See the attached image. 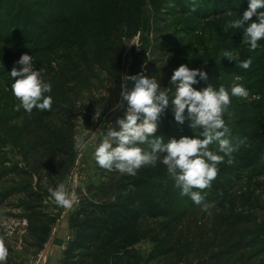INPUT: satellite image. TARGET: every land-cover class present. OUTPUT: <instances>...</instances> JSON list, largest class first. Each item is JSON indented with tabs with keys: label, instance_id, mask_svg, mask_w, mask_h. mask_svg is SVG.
Listing matches in <instances>:
<instances>
[{
	"label": "trees",
	"instance_id": "obj_1",
	"mask_svg": "<svg viewBox=\"0 0 264 264\" xmlns=\"http://www.w3.org/2000/svg\"><path fill=\"white\" fill-rule=\"evenodd\" d=\"M129 1L36 0L33 5L39 13L32 21L17 23L25 33L16 38L12 52L4 48L12 37L0 35L1 66L11 72L22 54L33 55L36 67L45 69V79L52 85L50 111L17 112L14 107L18 101L11 91L14 81L0 70V204L15 200L14 206L28 220L25 246L34 253L44 248L55 223V217L42 207L43 198L74 164L75 121L87 119L92 111L81 101V94L119 79L125 40L141 30L142 4ZM235 5L207 19L218 17L216 23L220 24L240 18L248 6ZM12 7L10 4L7 11L0 12V29L7 27L1 19L12 15ZM162 19L166 18L155 15V23ZM9 25L15 29L16 23ZM223 29L211 34L215 38ZM162 31L155 27V42L135 54L131 71L132 75L145 71L144 75L151 78L155 70L153 78L164 90L168 77L158 74L165 68L161 57L180 37H168ZM258 45L254 51L246 42L235 49L231 46L229 51L240 50V56L227 65L209 56L205 62L212 65L203 70L208 75L206 84L193 85L197 90L209 83L217 90L223 85L231 95L232 86L240 84L255 97H231L229 111L233 115L229 118L225 114L224 119L230 128L226 138L234 148L233 163L229 165L225 156L211 187L202 192L214 207L204 211L188 196H181L162 163L142 168L136 176L100 168V181L77 192V206L68 217L72 237L60 264H141L142 256L135 246L143 240L153 243L146 264H264V218L246 210L249 201L258 202L254 192L264 186V40ZM249 58L252 65L247 70L233 68ZM143 65L142 72L138 69ZM174 93L172 85L170 100ZM189 123L187 119L183 124L177 122L172 132H157L156 136H162L165 142L183 136L203 139L199 135L202 130H193ZM9 145L23 164L10 162L6 150ZM140 146L149 150L147 144ZM209 148L224 155L218 143ZM46 176L51 179L48 186L43 183Z\"/></svg>",
	"mask_w": 264,
	"mask_h": 264
},
{
	"label": "clouds",
	"instance_id": "obj_2",
	"mask_svg": "<svg viewBox=\"0 0 264 264\" xmlns=\"http://www.w3.org/2000/svg\"><path fill=\"white\" fill-rule=\"evenodd\" d=\"M191 11L195 12L197 0H190ZM264 0H249L248 8L240 18L230 19L224 26V31L243 28L246 43L250 50L257 49L258 41L264 40ZM231 15V13H229ZM256 18L255 20L253 18ZM139 48V47H138ZM223 58L235 61L231 51H224ZM33 55L22 54L10 72L13 79L11 91L18 103L14 110L21 109L31 114L33 109L50 111L52 106V85L45 79V69L37 68ZM208 62V61H207ZM205 62V64H207ZM252 65L249 58L238 64V67L247 70ZM200 80L207 81L208 75L201 69H191L181 64L174 69L169 83L175 86V93L170 100L167 91L161 90L160 83L153 77L143 73L134 76H123L121 86L122 101L127 102L123 118L116 123L119 130L108 128L101 142L94 150V159L99 167L112 171L118 170L121 174L136 176L137 172L145 167H155L162 163L168 176L174 181V187L181 196H188L202 210L208 211L214 204L206 202L203 190L209 189L212 181L217 177L218 165L225 162L233 163L234 148L230 140V128L224 116L229 118L233 113L229 111L231 97L248 98V90L240 84L231 88V95L223 85L215 89L211 83L201 90L193 87ZM134 82L129 89L127 82ZM171 105L176 122L183 124L189 120V126L199 131L200 138L183 136L180 139L172 138L165 142L162 136H156L159 130V120ZM116 109L124 108L118 103ZM115 110V109H114ZM97 112L93 119H98ZM218 143L219 150L224 155H218L209 146ZM147 144L149 150L140 145ZM88 149V142L84 136L75 137L74 150L78 153ZM264 159V158H262ZM54 202L61 207L71 208L77 199L74 192L68 191V186L61 182L55 189H49ZM9 249L6 247L4 236H0V264H7Z\"/></svg>",
	"mask_w": 264,
	"mask_h": 264
},
{
	"label": "rangeland",
	"instance_id": "obj_3",
	"mask_svg": "<svg viewBox=\"0 0 264 264\" xmlns=\"http://www.w3.org/2000/svg\"><path fill=\"white\" fill-rule=\"evenodd\" d=\"M36 0H0V7L3 13L9 9L10 4L14 5L12 10L9 11L12 15H7V18L2 16L1 21L8 23L7 27L0 29L1 38L4 36H11L12 42L4 47L6 52H12L16 38H21L24 33V28H19L17 23L26 22V20H33L39 13ZM129 3L130 1L127 0ZM135 4H142L140 6L141 13V30L132 38L125 40V50L123 55L122 68L119 73V79L112 85L101 87L100 89H87L81 94V101L89 104L92 111L88 114L87 119H78L75 121V137L84 136L88 142V149L78 153L76 151V158L74 164L61 181L68 186L70 193L74 192L77 199L73 202L71 208H64L58 206L50 196H44L42 207L50 215L55 217V223L52 227L50 237L45 244L44 248L39 253H34L30 248L25 246V239H27L26 228L28 220L20 214V211L14 206L15 200L6 201L0 204V236H4L6 247L9 249V256L7 264H60L62 253L72 237V231L69 228L68 217L75 209L78 203V190H84L86 185L90 183H98L101 176V167L98 166L94 159L95 147L101 142L104 133L106 134L109 127L119 130V125L116 123L118 118H123L126 101L121 98V86L125 83L123 76L132 75L131 66L135 54L144 48H149L155 42L156 34L155 27L163 28L161 33L168 34V37H180L174 42V47L170 52H165L161 66H165L164 71H159L158 74L167 75V87L163 91H167L169 95V88L172 86L169 81L174 69L178 68L181 64H186L191 69L205 70L212 63L207 62L206 58L210 56V60L214 59L218 62H223L227 65L229 61L223 58L222 53L229 51L231 46L235 49L237 45L245 43L243 36V29H229L224 31L226 22L217 24L218 17L207 19L209 16L215 15L217 12L226 9V6H234L235 4H243L248 6L249 0H197L196 11H191L190 0H132ZM184 4H186L184 6ZM206 4V5H205ZM228 4V5H224ZM236 6V5H235ZM14 9V11H13ZM160 14L163 16V21L155 23V15ZM208 14V15H206ZM241 13L239 16H241ZM17 15V16H16ZM10 22H15V29ZM162 26V27H160ZM193 26L188 29L187 27ZM223 26L222 28H220ZM188 31L186 32V30ZM223 29L220 34H216L214 38L211 32ZM14 33V34H13ZM221 39H219V36ZM165 36V35H164ZM165 38V37H164ZM162 44H165L164 42ZM224 45V47H223ZM163 46V45H161ZM172 46V43H170ZM139 47V48H138ZM230 51L233 53L234 60L236 61L240 56V50ZM18 51V48L16 49ZM23 49H20L22 54ZM234 69H239L238 64L233 65ZM144 65L140 67V71H144ZM9 67L0 65V70L10 75ZM141 73V72H140ZM139 73V74H140ZM145 71L143 72V74ZM155 70L152 72L151 77L155 76ZM198 83H204L197 77ZM235 82H242V80L235 79ZM127 86L131 89L134 82L128 81ZM255 99V97L248 95V98ZM118 103H123L124 108L116 109ZM115 109V110H114ZM99 112V118L93 119L96 113ZM174 114L171 111V105L165 114L159 120V130L162 132H172L177 127V122L174 121ZM227 122V120H225ZM202 130V129H200ZM6 150L9 151V158L11 163H21L20 155L11 152V146H7ZM10 163V164H11ZM23 164V163H21ZM12 165V164H11ZM157 180L167 183L165 179ZM168 179H170L168 177ZM167 179V180H168ZM262 182V179H258ZM51 182V179L46 176L44 178L45 186ZM59 184V183H58ZM58 184H55L52 189H55ZM50 189V188H49ZM245 190V188L243 189ZM254 197L258 198L257 201H249V210L252 215L258 216L260 219L264 218V186L254 192ZM11 214V215H10ZM153 243L149 240H143L136 244L135 248L142 256L141 264H146L145 259L147 254L152 249ZM261 256L257 258L260 260Z\"/></svg>",
	"mask_w": 264,
	"mask_h": 264
}]
</instances>
